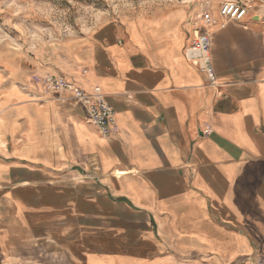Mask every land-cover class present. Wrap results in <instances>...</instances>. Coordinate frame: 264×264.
<instances>
[{
  "label": "crops",
  "instance_id": "1",
  "mask_svg": "<svg viewBox=\"0 0 264 264\" xmlns=\"http://www.w3.org/2000/svg\"><path fill=\"white\" fill-rule=\"evenodd\" d=\"M199 4L0 55V264H264V8L207 7L216 87L186 55Z\"/></svg>",
  "mask_w": 264,
  "mask_h": 264
},
{
  "label": "rangeland",
  "instance_id": "2",
  "mask_svg": "<svg viewBox=\"0 0 264 264\" xmlns=\"http://www.w3.org/2000/svg\"><path fill=\"white\" fill-rule=\"evenodd\" d=\"M214 1L221 7L227 0H0V55L9 54L20 64L21 57L36 52L40 44L61 43L111 22L124 28L128 20L129 27L139 20L149 24L176 9L186 12L184 5L192 13L203 3V11L196 15L202 20L205 12H212L207 7ZM236 1L248 7V14L264 8V0ZM168 8L176 9L165 14Z\"/></svg>",
  "mask_w": 264,
  "mask_h": 264
},
{
  "label": "built area",
  "instance_id": "3",
  "mask_svg": "<svg viewBox=\"0 0 264 264\" xmlns=\"http://www.w3.org/2000/svg\"><path fill=\"white\" fill-rule=\"evenodd\" d=\"M220 14L228 20H241L248 14V7L239 1L227 0L221 4ZM202 19L204 24L195 31L186 55L193 63L199 65L211 85L219 87L211 54L212 33L207 29L211 23L215 24V21L210 12H205ZM222 26L224 27V24ZM45 84L51 91L69 92L70 96L61 99L73 100L85 106L89 119L97 124L102 132L106 133L109 126L115 123V110L100 86H95L93 91L88 92L65 77L56 75L47 76Z\"/></svg>",
  "mask_w": 264,
  "mask_h": 264
},
{
  "label": "bare ground",
  "instance_id": "4",
  "mask_svg": "<svg viewBox=\"0 0 264 264\" xmlns=\"http://www.w3.org/2000/svg\"><path fill=\"white\" fill-rule=\"evenodd\" d=\"M199 20H201V16H199ZM201 21H203V19H202ZM194 35H195V34H194Z\"/></svg>",
  "mask_w": 264,
  "mask_h": 264
}]
</instances>
